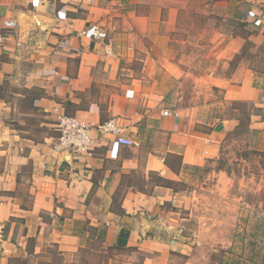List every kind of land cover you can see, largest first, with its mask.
I'll return each instance as SVG.
<instances>
[{
    "label": "crops",
    "instance_id": "1",
    "mask_svg": "<svg viewBox=\"0 0 264 264\" xmlns=\"http://www.w3.org/2000/svg\"><path fill=\"white\" fill-rule=\"evenodd\" d=\"M196 1L0 0V264H32L49 244L76 251L92 227L106 246L157 252L145 263L168 264V245L148 234L169 227L176 191L155 185L153 173L176 183L183 169L219 158L239 125L238 115L210 123L193 110L164 115L156 85L190 73L172 43ZM201 2L213 7L207 14L232 6L249 39L264 41V0ZM6 18L16 27L3 26ZM95 24L105 32L100 39L88 34ZM232 38L219 60L240 52L242 39ZM134 60L142 76L130 66ZM200 76L226 101L250 105L247 132L260 135L253 148L264 153V70L249 60L228 75L215 68ZM60 114L95 124L117 118L137 145L113 146L105 136L91 157L56 152ZM171 155L182 156L179 173L165 162Z\"/></svg>",
    "mask_w": 264,
    "mask_h": 264
},
{
    "label": "rangeland",
    "instance_id": "2",
    "mask_svg": "<svg viewBox=\"0 0 264 264\" xmlns=\"http://www.w3.org/2000/svg\"><path fill=\"white\" fill-rule=\"evenodd\" d=\"M194 6L188 16L186 11L182 13L175 34L177 42L172 43L178 52L176 58L184 61L181 65L190 73H184L175 83L156 85L163 92L162 108L173 113L196 111L198 119L206 123L237 115L244 118V112L251 109L248 103L240 102L234 105V110L223 92L200 75L205 76L215 68L228 75L240 62L249 60L257 70H264V41L256 44L249 39L245 23L235 17L232 6L216 8L222 15L207 14L213 7L202 5L201 0ZM233 36L243 41L240 52L230 59L226 56L219 60ZM130 66L135 75H143L140 60H134ZM164 75L162 70L156 73L160 80ZM31 124L33 130L38 129L36 121ZM39 135V132L32 134L35 138ZM260 139V135L247 132L244 125L226 137L219 158L200 167L183 169L180 179L172 184L176 198L175 205L168 207L172 212L169 217L173 218L167 223L169 227L152 229L148 234L151 238L159 235L168 245V264H185L188 257L183 252L195 256L198 264H254V259L264 258V154L253 148ZM156 254L138 247L106 246L91 234L83 237L76 251L63 253L56 244H49L31 261L32 264H146V256Z\"/></svg>",
    "mask_w": 264,
    "mask_h": 264
},
{
    "label": "built area",
    "instance_id": "3",
    "mask_svg": "<svg viewBox=\"0 0 264 264\" xmlns=\"http://www.w3.org/2000/svg\"><path fill=\"white\" fill-rule=\"evenodd\" d=\"M259 23L260 20H257ZM17 22L12 18H6L3 26L8 28L16 27ZM88 34L100 39L105 35L104 30L93 25ZM168 109L164 110V115H169ZM57 127L59 135L53 144L56 152L68 154L76 153L79 156L91 157L97 146L99 137H111L113 146L133 147L137 142L126 134V127L117 119L111 118L101 123H89L76 116L60 114L58 116ZM94 133H97L96 136Z\"/></svg>",
    "mask_w": 264,
    "mask_h": 264
},
{
    "label": "trees",
    "instance_id": "4",
    "mask_svg": "<svg viewBox=\"0 0 264 264\" xmlns=\"http://www.w3.org/2000/svg\"><path fill=\"white\" fill-rule=\"evenodd\" d=\"M27 92H30V91L27 90ZM238 103H240V102L233 101L232 102L233 108H236L234 105H236ZM244 115H245L244 118L239 117V125H238L236 130L241 129L244 125H247V128H248V125L250 124L251 116H250L249 112L248 113L244 112ZM262 154H264V153H262ZM165 162L175 172H178V173L180 172L181 166H182V156L181 155H171L169 158H167L165 160ZM153 175H154L153 176V181H154L155 185H165V186H169V187L173 188L172 184L175 183L174 181H170V180H167V179L165 180L164 178L159 176L157 173H153ZM139 188H141V190H144V188H143V186L141 184L139 185ZM115 201H116V198H115ZM91 231H93L92 233H94L95 236L97 235V239L98 240L103 242V233H98L97 232L98 229H95L93 227H92ZM95 232H97V234ZM113 246H116V245H113ZM116 247L119 248V246H116ZM128 248H131V247H128ZM187 257L188 258H196L193 255H188ZM254 264H264V258L261 259V260L254 259Z\"/></svg>",
    "mask_w": 264,
    "mask_h": 264
},
{
    "label": "water",
    "instance_id": "5",
    "mask_svg": "<svg viewBox=\"0 0 264 264\" xmlns=\"http://www.w3.org/2000/svg\"><path fill=\"white\" fill-rule=\"evenodd\" d=\"M146 230H147V229H144V234H147V233H146Z\"/></svg>",
    "mask_w": 264,
    "mask_h": 264
}]
</instances>
